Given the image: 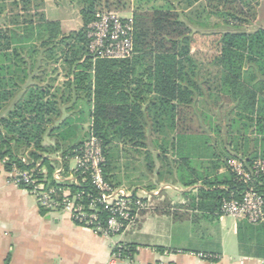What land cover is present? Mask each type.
<instances>
[{
  "label": "trees",
  "instance_id": "16d2710c",
  "mask_svg": "<svg viewBox=\"0 0 264 264\" xmlns=\"http://www.w3.org/2000/svg\"><path fill=\"white\" fill-rule=\"evenodd\" d=\"M119 1L104 0L103 6V0H79L83 27L68 35L63 33L60 22L47 19L43 0H0L2 159L20 163L19 157L28 153L33 161H41L52 173L53 164L58 162L46 157L62 155L66 161L72 160L89 137V132L81 136L84 125L88 124L103 144L104 174L113 184L110 176L114 166L110 154L113 144L146 148L147 132L153 129L170 137L163 139L162 144L156 141L161 150L160 159H166L169 150L174 152L181 146L189 132L184 128V119L198 98L213 97L209 83L198 82L197 64L191 57L193 20L176 8L177 0H158L164 5L151 9L138 7L132 13L134 56L122 61L94 60L88 49L87 28L98 13L113 11ZM207 1L217 3L212 9L223 24L217 34L215 58L222 77L218 97L224 99L230 89L240 104L244 69L255 68L264 76V30L248 32L244 28L247 14L238 7L239 0ZM44 53L53 55L57 62L63 60L66 66V82L56 93L54 86L42 82L38 75ZM42 59L48 61L45 56ZM82 103H86L87 110L64 117V112L75 111ZM255 127L264 133L263 123ZM215 131L219 132L217 126ZM47 139L52 141L50 145H45ZM217 158L213 156L204 164L199 163V167L190 157L180 159L179 169L187 168L186 176L181 178L184 187L200 184L197 196L203 199L198 202L202 210L222 216V201L240 199L247 190L264 198V174L243 183L229 167L226 156ZM240 159L252 167L257 160H264V155ZM10 165L7 163V170ZM221 169L225 170L222 174ZM86 189L90 190L87 184ZM72 190L80 189L72 187ZM182 195L195 206L198 197L191 191ZM164 206L171 208V202L166 199ZM240 223V238L264 237V224ZM132 254L131 246H122V259Z\"/></svg>",
  "mask_w": 264,
  "mask_h": 264
},
{
  "label": "crops",
  "instance_id": "0c3cea01",
  "mask_svg": "<svg viewBox=\"0 0 264 264\" xmlns=\"http://www.w3.org/2000/svg\"><path fill=\"white\" fill-rule=\"evenodd\" d=\"M182 2L184 0H177L176 8L193 20L191 28L195 36L216 34V31L212 33L203 28L219 26L217 22L211 24L212 19H218L212 9L217 3L196 0L185 8ZM202 2L205 4L204 19L201 15L188 14ZM239 6L247 14L244 28L248 32L264 30V0H239ZM133 12L134 9L130 10L129 18L133 17ZM47 19L53 21L48 16ZM243 77L240 104L236 101L238 98L232 97L230 89L224 99L219 98V83L214 91L209 85L212 98L197 100L203 99L209 106L210 123L225 125L227 137L233 139L227 138L223 155L215 154L219 160L224 156L232 160L264 155V133H259L255 127L258 123L264 124V76L249 67L244 69ZM198 82L201 83L199 79ZM148 134L153 135L150 138L153 141L170 139L168 134L153 129H149ZM151 153L157 158L161 154L157 156V149ZM202 161L193 159L198 167ZM6 165V158L0 157V264H264L263 236L251 239L250 235H243L240 238V221L202 210L198 198H195V206H191V199L182 195L194 188L196 191L200 185L186 188L183 184L171 186L156 181L155 185L145 188L137 180L125 186L115 181L118 173L113 166L110 176L115 186L124 187L139 197H150L156 208L145 213L139 223L124 234L107 238L75 224L69 214L41 209L30 193L9 182ZM224 172V169L219 171L220 174ZM171 187L181 195L175 204L164 192ZM166 199L171 202V208L164 206ZM117 246H131L133 254L130 258L116 260L113 252Z\"/></svg>",
  "mask_w": 264,
  "mask_h": 264
},
{
  "label": "built area",
  "instance_id": "2783aa9c",
  "mask_svg": "<svg viewBox=\"0 0 264 264\" xmlns=\"http://www.w3.org/2000/svg\"><path fill=\"white\" fill-rule=\"evenodd\" d=\"M89 52L94 60L122 61L134 56V21L122 18L116 12L102 11L87 28ZM54 165L49 169L41 161H33L28 153L19 162L6 158L11 167L7 170L9 182L30 193L39 207L48 212L69 214L75 224L111 238L135 227L143 215L156 208L150 197H139L124 187L110 183L104 174L106 158L103 144L93 130L83 143L74 168L62 155L46 157ZM24 165L25 168H22ZM229 167L243 183L264 174V160H257L252 167L239 158L229 161ZM86 184L90 190L86 189ZM78 187L80 190H72ZM222 217L264 224V198L247 190L240 199H225L221 204ZM122 246L113 252L116 260L121 257ZM118 250V251H116Z\"/></svg>",
  "mask_w": 264,
  "mask_h": 264
},
{
  "label": "rangeland",
  "instance_id": "374dc122",
  "mask_svg": "<svg viewBox=\"0 0 264 264\" xmlns=\"http://www.w3.org/2000/svg\"><path fill=\"white\" fill-rule=\"evenodd\" d=\"M43 1L45 3L43 6V12H45L46 17L48 16V18L52 19L53 21L60 22L63 33L69 35L70 33L78 31L83 27L82 18L80 16V9L82 6L79 0ZM142 1L143 2H140L139 0H120V3L115 5L112 10L121 15L122 18H129V12L132 9L136 10L138 7L142 9H151L164 5L163 2L158 0ZM194 1L196 0H184V2H182L183 7L186 8L190 6ZM116 3H118V1H116ZM102 4L105 6L104 0ZM204 5L205 4L203 2L198 4V6H196L195 9L193 8V10L188 14H191V16H194V14H197L198 16L201 15L202 19H204L206 17L205 12L203 11ZM116 7L119 9H116ZM211 22V24L217 22L219 26L216 28H203V30H212V33H214L213 31H216V34H212V36H195V34L192 33L189 47L191 51V57L193 55L198 59L196 61L192 57V59L197 64L196 70L199 81H206L208 83L211 82L212 84L209 83V85H211L212 90L214 91L216 90L217 84H220V79H222L221 75L219 74L220 68L217 66L214 59L216 55V48L219 42L217 34L222 31L220 28L222 26V21L219 18H214L211 20ZM43 56H45L48 61L43 60ZM60 56L61 55L58 54V58ZM42 57L40 59L41 68L38 71V75L41 77L42 82L44 81L45 84H51L54 86L55 91L53 93H56L57 88H60V86H63V84L66 82V66L63 63V60L59 59L57 62L50 53H44L42 54ZM38 82L41 83L40 81ZM80 110H87L86 103L80 104L78 109L75 111L69 113L64 112V117L68 116V114H78ZM208 110L209 106L204 104L203 99H199V102L195 104V107L184 119V128L189 129V132L185 136V139H183V142H181V146L179 148L177 147V150L174 152L169 150V156L164 160L163 158H157L156 155L151 153V151L157 149L158 156V154L161 153V150L156 145V141L150 139L153 136L150 134L147 135L149 140L146 141V148H136L121 143L113 144L110 147V154L115 170H117L118 173L115 181H119L123 185L129 186L133 181L138 180V182L145 185V188L150 187L151 184L155 185L156 181L166 182L171 186L182 185L183 183L181 178L186 176L187 168H182V170L179 169L181 158L190 157L192 160L198 158L201 160L203 159L202 163L204 164V161L209 160L211 157L215 156V154L223 155L226 151L225 145L227 143V138H231L230 140L233 139L232 137H227L225 125L218 126L217 124L210 123L209 119L207 118V114L211 113ZM224 112L225 111H223L222 114H225ZM216 126L218 127L219 132L215 131ZM83 128L84 129L81 133V136H84L89 132L88 124L84 125ZM51 143L52 141L47 139L45 145H50ZM157 143L162 144V141ZM151 164H153L152 169H150ZM75 166L76 161L72 159L70 161V167L74 168ZM160 174L162 176H160ZM172 188L174 187H171V189L165 190L164 192L170 196L169 198H171L175 204V202H178L177 200L179 197H181V195L177 194V192ZM191 190L192 194L195 193L198 195V191H195V188ZM198 199L203 200L201 197H198Z\"/></svg>",
  "mask_w": 264,
  "mask_h": 264
}]
</instances>
